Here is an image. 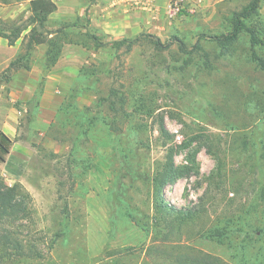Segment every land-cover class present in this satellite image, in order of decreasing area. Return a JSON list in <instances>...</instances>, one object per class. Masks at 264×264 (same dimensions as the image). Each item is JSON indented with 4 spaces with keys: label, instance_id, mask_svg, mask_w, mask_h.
Instances as JSON below:
<instances>
[{
    "label": "rangeland",
    "instance_id": "obj_1",
    "mask_svg": "<svg viewBox=\"0 0 264 264\" xmlns=\"http://www.w3.org/2000/svg\"><path fill=\"white\" fill-rule=\"evenodd\" d=\"M249 1L164 0L161 9L151 0H54L56 10L37 31L60 30L65 41L62 59L49 65L44 43L27 47L30 0H0V18L21 29L19 52L0 83L12 70H34L31 99L0 87V105L24 112L0 179L21 185L15 198L25 207L7 209L0 234L18 249L1 244L0 264H173L170 254L182 252L172 245L178 238L230 264H264L257 252L263 238L218 243L195 236L232 214L243 217L246 230L264 228L257 196L264 183V71L250 59L252 50L264 58V44L252 47L245 31L227 44L213 39L230 31V18ZM248 23L264 40V0ZM122 39L134 40L129 49L127 42L112 46ZM55 65L67 66L54 73L63 77L53 80L60 94L43 98ZM55 95L60 108L47 120L41 107ZM169 148L190 173L165 186V199L200 211L168 240L159 228L158 246L148 252L153 232L129 211L153 214L151 178Z\"/></svg>",
    "mask_w": 264,
    "mask_h": 264
},
{
    "label": "trees",
    "instance_id": "obj_2",
    "mask_svg": "<svg viewBox=\"0 0 264 264\" xmlns=\"http://www.w3.org/2000/svg\"><path fill=\"white\" fill-rule=\"evenodd\" d=\"M259 3L260 0H250L242 10L234 12L230 18V31L224 36H214L213 39L219 44H227L236 40L238 35L242 31H245L249 37V42L252 47L258 44L263 45L264 40L258 35L254 26L248 23L250 18L257 14ZM56 8L57 6L54 0H30L29 10L31 11V19L34 25L27 34V47L31 46L33 43H44L46 45L44 56L49 65L56 63L61 55L62 47L65 41L61 39L60 30L53 31L52 36H49L52 33L51 31H37L45 28L49 14L54 12ZM20 33L21 29L19 27H15L13 24L0 18V38H6L9 44H13L20 36ZM45 33L47 34L46 36H44ZM92 38L94 39L96 46L102 45L96 36H92ZM133 41L134 40L132 39H122L113 40L111 43L113 47H116L122 42H127L129 49ZM156 44L161 45L158 40H156ZM178 47L182 52L191 53V50L187 49L183 42H178ZM194 48H200L199 44L196 43ZM250 59L255 62L256 66L264 71V58L260 54L252 50L250 53ZM13 64L14 60L10 62L9 66H12ZM161 131H165L164 125H161ZM11 145V138L0 129V163L5 162V157L9 153ZM173 154L174 152L172 148H169L162 166L158 167L152 175L150 183V203L153 214L150 215L141 211L135 212V210L129 211V216L133 218L134 221H136V223L143 228V230L153 232L148 252L158 246L156 235H159V228L163 227L166 229L164 236L161 238L162 240H168L171 235L175 234V232L172 233V231H180L182 227L188 225L193 220V217L200 211H198L197 206L192 208H176L165 199V186L167 184H171L179 177H186L190 173L188 166H177L175 164ZM262 157H264V151ZM20 187V184L6 186L0 179V229L2 228L4 218L12 214L8 213L7 209H11L15 212L25 210V207L22 206L20 200L15 198L18 194L21 197L22 193L19 192ZM205 195L208 196L209 193L205 192ZM257 196L261 199L259 204L262 205V212L260 213L261 215H264V183L261 184V188H259ZM200 209L201 212L205 211L204 205L201 204ZM240 218L243 217L232 214L225 220H218V223L216 224L201 227L198 229L195 236L216 240L218 243L227 241L231 237L245 238L248 236L251 240L252 237L264 239V228H262L261 225L257 226L252 231H249L244 228V224L239 222ZM179 241L180 238L172 240V245H177L180 249H182V252L179 254H170L172 257L171 262L173 264H230L219 256H215L191 246L185 240V242ZM3 243L11 244L15 247V249H18L16 248V243L11 240V238H8L6 234L2 233L0 234V245ZM257 252L260 253V256L263 255L264 241L261 245H259ZM261 263L262 262H260V264ZM154 264L158 263L155 261Z\"/></svg>",
    "mask_w": 264,
    "mask_h": 264
},
{
    "label": "crops",
    "instance_id": "obj_3",
    "mask_svg": "<svg viewBox=\"0 0 264 264\" xmlns=\"http://www.w3.org/2000/svg\"><path fill=\"white\" fill-rule=\"evenodd\" d=\"M151 2H155V4L161 6L160 8L162 9L164 0H151ZM52 35L53 34L51 33L50 36ZM20 41L21 38L19 37L13 44H9L6 38H0V72L3 71L5 68L9 67L10 62L15 58V56L19 52ZM59 59H62V55L59 56ZM68 66L72 68L75 65L74 63H70ZM65 68L60 66L56 67L55 65V69L50 70L48 72L47 82L45 84V89L42 94L43 98H46V96L50 97V95H53L54 93L60 94L59 90H53L52 88L54 87V82L56 83V81H59L60 83L63 77H57L54 75V73L62 75ZM33 71L34 70H28L23 68L14 71L12 70L9 77L7 78V81H5L4 83H0V87L4 89L5 92H8L7 90L9 89V96H13L17 100L20 99L21 101H27L28 99H31L34 95V92L32 90V80H30ZM57 95H55L53 98L51 97V100L53 99V101L50 102L49 100V103H51L50 105L41 107L42 112L39 114L40 116L44 117L47 120L51 119V115H53V113L60 108V103L57 104L59 100V96ZM14 98H11V100H14ZM55 108L56 111H54ZM23 115V111L18 110L14 107H10L8 105L1 104L0 129L10 137L11 133L17 130V127L21 123V117Z\"/></svg>",
    "mask_w": 264,
    "mask_h": 264
}]
</instances>
